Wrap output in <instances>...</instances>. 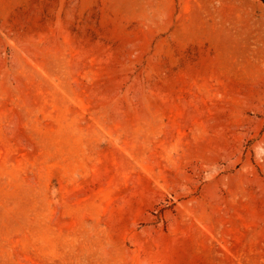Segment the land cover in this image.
Segmentation results:
<instances>
[{"label": "rangeland", "instance_id": "374dc122", "mask_svg": "<svg viewBox=\"0 0 264 264\" xmlns=\"http://www.w3.org/2000/svg\"><path fill=\"white\" fill-rule=\"evenodd\" d=\"M0 264H264V3L0 0Z\"/></svg>", "mask_w": 264, "mask_h": 264}, {"label": "trees", "instance_id": "16d2710c", "mask_svg": "<svg viewBox=\"0 0 264 264\" xmlns=\"http://www.w3.org/2000/svg\"><path fill=\"white\" fill-rule=\"evenodd\" d=\"M262 3H264V0H260Z\"/></svg>", "mask_w": 264, "mask_h": 264}]
</instances>
